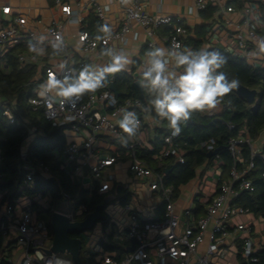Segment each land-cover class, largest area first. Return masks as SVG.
<instances>
[{"label": "built area", "instance_id": "obj_1", "mask_svg": "<svg viewBox=\"0 0 264 264\" xmlns=\"http://www.w3.org/2000/svg\"><path fill=\"white\" fill-rule=\"evenodd\" d=\"M222 1L194 0L191 9L198 12L204 11L210 4L222 6ZM55 3L68 21H77V23L83 21L82 12L90 5V3H81L72 6L63 0H55ZM95 5L99 18H104L106 6L97 3ZM227 10L232 11L234 7L227 6ZM0 13L10 15L11 6L0 4ZM242 13V25L238 26L237 32L230 35L226 52L243 58L245 50L250 45L255 46V40L264 37L263 32L260 31L264 23L261 18L255 17L254 9L248 4L243 6ZM134 22L145 29L146 43L151 50L164 46L170 48L173 43H179L182 49L198 50L193 44L187 43L190 32L183 16L152 14L146 10L142 0H132V3L125 7L121 29L113 31L112 38L107 44L97 41L88 30L82 29L78 32L82 53L89 55L96 52L100 46H108L117 40L125 41L132 32ZM26 23L25 16H15L7 25L0 27V55H6L16 45L35 41V38L39 36L37 32L20 29L24 28ZM165 27L168 33L160 34V29ZM46 33L52 38L57 34L63 37L67 46L63 52L67 67L61 69L53 65H45V76L38 79L39 84L48 78L50 71L62 78L64 75L78 73L84 65L88 64L84 58L74 63L70 61L71 51L65 39L63 23L54 21L46 28ZM16 56L22 69L36 67L40 61L39 57H34L30 52L18 51ZM258 61L254 60L253 65L257 66ZM37 91L36 95L30 98V104L35 109H43L45 117L55 127L65 131L68 139L65 149L66 164L72 166V171L83 168L90 171L91 190L104 197L112 194L113 197L109 202L113 204L109 206L117 205L116 195L112 193L117 178L111 172V168L127 160L129 174L147 180L148 188L154 198L152 207L161 209L164 206L162 213L150 215L143 214L131 203L125 204L124 209L128 213V218L118 222L119 228L116 232L109 225L106 237L113 238L107 241V244L119 245L124 252L122 251V254L107 252L97 242L93 245V254L98 264H249L259 261L255 228L243 218L252 211L236 202L243 191H255V184L249 174L256 169L257 157L264 161L263 148L257 147L256 140L250 136L247 129L228 139V149L233 158V165L227 179L220 182L222 169L220 166L216 169L212 166L216 162L220 164L219 155L216 154L212 164L207 161L200 167L193 181L191 200L186 205L180 206V192L167 183L166 174L170 165L185 163L186 150L181 144V134L172 137L170 130L163 134L161 147L152 155L154 164L140 156V152L145 148L154 149L152 144L146 146L138 137L144 125V116L148 113L153 114V112L142 110L143 107L149 106L143 99L120 100L109 87L100 92L84 95L74 105H70L61 103L60 98H56L51 103L46 102L37 95ZM113 95L117 100L115 105L110 104V97ZM3 102L9 104V100L4 101L0 96V105ZM122 109L135 111L141 124L136 138L123 147L124 152L115 147V144L119 142L118 137L123 135L118 126ZM210 114H213V111H210ZM4 115L11 123L16 121V114L10 105L5 107ZM228 127L233 130L236 124L229 122ZM99 135L108 140L106 147L111 149V152L106 155L100 154ZM102 141H104L103 138ZM215 143V140L211 139L209 142H203L202 146L208 151H213ZM245 146L250 147L251 150L248 160L244 158ZM21 154L23 158L26 157L25 151ZM2 165L3 155L0 150V178L3 176ZM31 169L32 171L27 174L29 182L33 181L36 169L45 176L50 174L49 167L42 163H38ZM262 177L264 178V171ZM210 178L216 180L218 183L216 187L210 186ZM63 195L64 202L70 205L69 211L64 213L71 220H82L92 212L89 204H80L75 208L69 196L66 193ZM2 197L0 193V202ZM34 200L43 204L41 196L35 199L22 196L16 204L6 201L0 206V263L10 261L7 252L16 248H10L14 243L22 248L20 264H76L63 255L46 252V249L52 245L53 235L47 222L34 211ZM111 221L114 220L111 219ZM234 234L239 237L241 244L230 248L227 246V241ZM133 238H137V242L134 249L128 252L127 248L132 245ZM229 250L238 254L237 262L232 263L226 259Z\"/></svg>", "mask_w": 264, "mask_h": 264}, {"label": "trees", "instance_id": "obj_2", "mask_svg": "<svg viewBox=\"0 0 264 264\" xmlns=\"http://www.w3.org/2000/svg\"><path fill=\"white\" fill-rule=\"evenodd\" d=\"M217 10V6L210 4L202 12V16L209 19L214 16ZM100 25L102 22L97 17H93L89 30L95 32L96 36L99 34L97 30ZM206 32L205 25L199 26L196 33L200 39L190 38L187 43L193 44L199 50L206 39ZM19 46L20 44L16 45L6 55H0V96L3 97L4 101L9 100V104L3 102L0 105V150L3 155L1 168L3 176L0 178V193L3 197L0 206L6 201L16 204L22 196L32 199L38 196L43 199L48 197L49 208H43L39 202L34 200L33 209L47 222L53 235L50 224L51 215L54 210H59L60 206L64 204V193L69 196L73 207L89 204L90 211H94L97 205L102 204L104 195L84 188L72 179L69 171L62 169L63 162L60 156L67 147L66 133L62 128L55 127L45 117L43 109H35L30 104L29 100L36 95V89L39 86V82L33 80L37 68L35 66L29 69L20 68L16 56L17 52L20 51ZM208 50H217L227 58V63L222 70L229 79H237L239 83L248 88L256 89L261 106L259 109L253 110V103H249L233 90L224 97L220 112L213 114L208 112L194 113L189 121L182 124L180 139L183 148L186 150V160L184 164L170 165L168 170L171 169V171L166 174L167 183L173 185L176 190L192 181L197 176L200 167L207 161L212 164L215 160V155L208 157L209 151L202 146L203 142L214 139L216 142L215 149L219 148L217 155H219V166L222 169L221 182L225 178L227 179L229 170L233 165V158L228 149V139L233 135L242 133L245 129L248 130L254 140H257L264 132V67L251 65L246 59L235 57L219 46L211 47ZM137 68L136 64L131 73L125 71L110 76L106 86L97 92L109 88L110 84L114 83L120 100L141 98L148 104L147 93L136 84V80L141 78L140 74L135 76ZM7 105H10L16 114L17 118L14 123H11L4 115ZM229 122H234L236 128L230 130ZM162 123L163 128L160 129L159 136L153 141L154 149L145 148L140 152V156L145 157L153 164L152 155L159 150L162 144V136L169 130L167 122ZM31 133L32 136H30ZM26 142H28L25 148L26 157L23 158L21 153ZM262 148L264 151V143ZM250 155V147L245 146L244 158L248 160ZM38 163L48 166L51 176H45L36 169L33 174V181H27V174L32 171L31 167H36ZM263 171L264 161L257 157L256 169L249 174L255 184V191H243L236 202L248 208L255 215L264 217ZM115 190L122 199V204L131 201L132 192L128 188L117 183ZM162 207L161 210L164 211V206ZM106 223L107 221L105 225ZM71 236L79 237L80 234L73 233ZM106 246L110 247L109 245ZM257 256L259 261L249 264H264V247L257 252ZM82 262L83 264H98L95 254L89 258L82 256Z\"/></svg>", "mask_w": 264, "mask_h": 264}, {"label": "crops", "instance_id": "obj_3", "mask_svg": "<svg viewBox=\"0 0 264 264\" xmlns=\"http://www.w3.org/2000/svg\"><path fill=\"white\" fill-rule=\"evenodd\" d=\"M65 2L70 3L72 6H77L81 3H90L84 10H83V21L81 23H73L68 21L66 16H64L62 10L58 5H56L55 0H0V4L3 6H11V14L4 15L0 13V27L7 25L13 17L15 16H25L27 18V23L22 29L32 30L38 33V35H46L49 39H52L47 33L46 28L50 26L54 21L61 22L64 24V35L65 39L70 48L71 58L70 61L72 63L76 62L79 59L84 58L88 64H103L108 62V57L102 55V49L105 47H111L115 49H123L125 52L129 54L132 63L128 66L127 72L131 73L132 68L134 65L137 64L138 68L135 72V76L140 74V71L144 65V61H146V53L151 49L147 46V35L146 31L143 27H141L138 23L132 24V32L128 35L125 41H113L108 46H100L98 50L92 54L85 55L82 53L80 48V43L78 40V32L82 29L88 30L90 34L95 37V32H91L89 30L91 19L93 17H97L102 24H109L113 31L119 30L122 27L125 7L122 5L118 0L110 1V0H63ZM100 4L102 6H106L110 8L111 11L105 12L104 18H99L97 15V8L95 3ZM146 10L152 14H171V15H180L183 16L184 22L189 28V36L190 38H200L197 37L196 30L199 26L205 25L206 27V39L204 43L200 46L199 50L209 49L211 47L219 46L226 51V45L229 43V37L233 33L237 32L239 29V25H242L243 20V13L242 8L245 5H250L254 9L255 17L258 19H262L264 23V0H235V1H228L223 0L222 6H214L218 7V10L214 14L213 17L209 19H205L202 16L203 11H194L189 13V9L194 5V0H142ZM233 6L234 10L228 11L227 6ZM205 11V10H204ZM262 15V16H261ZM260 31L264 34V27L260 29ZM168 33V29L161 28L160 34ZM28 44H20L19 50L29 52L27 48ZM165 47V46H164ZM255 49V46L250 45L245 50V55L243 58L247 60V62L253 65L254 60H259L257 66H264V59H256L253 58L250 53ZM239 58H242L239 56ZM39 63L37 64V73L36 76L33 78L35 82H38V79L45 76L44 66L46 65H53L57 68H60L61 63H66V56L64 53H61L59 56H54L51 54V49H48V54L43 57H39ZM31 67H27L24 69H29ZM112 77V76H111ZM41 80V79H40ZM37 91V89H36ZM221 107V105H220ZM222 108V107H221ZM221 108L218 112L221 111ZM217 112V113H218ZM210 113V112H209ZM163 128V123H157L155 120V115L152 113H148L144 116V125L139 133V139L146 145H153L154 139L159 136L160 129ZM33 134L31 133L30 136ZM102 138L104 141H102ZM108 140L99 135V146H100V154L106 155L111 152V149L106 147ZM264 143V134L261 138L256 140L257 147L262 148ZM68 144V142H67ZM28 142L23 145V151L27 147ZM116 148L119 151L124 152L123 146L119 142L115 144ZM154 146V145H153ZM149 149V148H148ZM62 163V169L67 170L71 173V177L76 182L80 183L84 188L91 189L90 185L92 184L91 173L88 169H80L74 170L71 168L72 166L66 164V155L65 151L60 156ZM31 167V166H30ZM111 172L116 176V181L112 189V193L116 195L117 202L114 207H108L111 202H108L106 206L103 207V212L107 216L111 214V219L114 221L108 222L107 216V223L102 220L97 221L98 228L93 236V244L95 245L97 242L102 246V248L110 253H120L122 254V248L119 245H109L107 241L112 240L113 238H106L108 234L109 225H111L116 232L119 228L117 226L118 222L126 220L128 218V213L124 209V205L122 204V199L116 193L115 185L121 184L129 189L132 192V199L130 202L133 204L138 210H140L143 214H157L162 213V210L154 209L152 205L154 204V198L150 193L148 188L147 180L142 178H136L129 174L128 172V162L127 160L122 161L121 163L115 164L111 168ZM46 176H51L46 175ZM193 181H190L188 184L179 187L178 191L180 192V200L179 205L184 206L191 200L192 197V189H193ZM210 186L216 187L218 183L214 178L209 179ZM93 191V190H92ZM95 192V191H94ZM112 195V194H110ZM113 196V195H112ZM106 197V196H105ZM104 197V198H105ZM43 204L40 205L43 208H49L48 202L49 198L46 197L43 200ZM104 202V199H103ZM102 202V203H103ZM66 203V202H64ZM107 209V213L105 211ZM249 224H252L255 228L256 235V248L260 251L264 247V217L262 215H255L253 212L243 217ZM95 228V227H94ZM91 231L93 229H90ZM89 231V230H87ZM84 233V232H83ZM83 233H80L82 237ZM92 235V234H91ZM83 239V238H82ZM227 246L232 248L239 246L241 241L238 236L235 234L230 236L227 241ZM106 245H109L108 248ZM13 248L9 252H7V256L10 257V261H3L0 264H20L21 255H22V248L17 246L16 244L12 243L10 248ZM1 253V252H0ZM94 253V249H93ZM229 262H233V259L239 260L238 254L234 251L229 250V254L227 258ZM15 260V262H14ZM237 262V261H236Z\"/></svg>", "mask_w": 264, "mask_h": 264}, {"label": "clouds", "instance_id": "obj_4", "mask_svg": "<svg viewBox=\"0 0 264 264\" xmlns=\"http://www.w3.org/2000/svg\"><path fill=\"white\" fill-rule=\"evenodd\" d=\"M124 6L132 0H120ZM105 11H111L105 8ZM189 13L195 9H189ZM77 23V21H73ZM97 41L107 44L112 38L113 29L109 24L98 28ZM84 39V37H82ZM255 49L250 53L253 58L264 59V37L254 41ZM34 57L48 54L59 56L67 46L60 34L49 39L40 35L27 45ZM102 55L108 57L103 64L84 65L78 73L64 75L49 72L48 78L39 84L37 95L46 102H54L60 98L61 103L74 105L84 95L95 93L106 86L110 76L125 72L132 63L129 54L123 49L105 47ZM146 61L140 71L138 83L149 97L145 112H154L157 123L167 122L172 137L182 132L181 125L192 118L194 113L215 110L233 90L239 88L237 79H229L221 71L227 58L219 51L207 49H182L179 43L168 47H155L146 53ZM67 67L61 63L60 68ZM116 97H110V104L115 105ZM118 126L123 135L118 137L121 146L126 147L136 138L140 131V119L135 111L121 110Z\"/></svg>", "mask_w": 264, "mask_h": 264}, {"label": "water", "instance_id": "obj_5", "mask_svg": "<svg viewBox=\"0 0 264 264\" xmlns=\"http://www.w3.org/2000/svg\"><path fill=\"white\" fill-rule=\"evenodd\" d=\"M221 71H223L221 69ZM224 72V71H223ZM225 73V72H224ZM226 74V73H225ZM136 84L141 89L138 80ZM239 88L235 91L237 94L245 98L249 103H253L252 109L257 110L261 106V101L256 100L258 91L256 89H250L247 86L239 83ZM110 88L116 93L119 97L114 83L110 84ZM142 90V89H141ZM219 151V148L209 151L208 157L216 155ZM171 169L167 170V172ZM113 196L107 195L104 198V202L95 207L94 211L89 213L82 220H71V218L64 212L55 210L52 212L50 224L53 231V240L50 248L46 249L47 253H57L60 255H69L70 259L76 264H83L82 262V248L83 240L82 237H72L73 233H83L87 230L93 229L97 221L102 220L103 222L107 221V216L103 212V207L108 204ZM137 238L132 239V245L127 248V251L130 252L134 249Z\"/></svg>", "mask_w": 264, "mask_h": 264}, {"label": "rangeland", "instance_id": "obj_6", "mask_svg": "<svg viewBox=\"0 0 264 264\" xmlns=\"http://www.w3.org/2000/svg\"><path fill=\"white\" fill-rule=\"evenodd\" d=\"M257 100H259V95L257 96ZM220 108L221 107L218 106L215 110H212L213 113H217L220 110ZM263 134H264V132L260 135L259 138H261V136ZM212 166H213L214 169H216V168L219 167V164H218V162H216V163H213ZM108 207H110V206H108ZM69 209H70V205L68 203H64V204H62L60 206L59 211H61V212H68ZM105 211L107 213L108 210L105 209ZM107 216H108V222H110L111 221V214H108ZM97 224H98V222L96 223L95 228H93L92 231L91 230L86 231L82 235V238H83L82 239L83 240L82 256L84 258H89L93 254V245H94L93 244V239L95 238V236H93V233H95L94 231H96V229L98 228ZM63 256L70 259V256L69 255H63ZM233 260H234L233 262H236L237 261L236 259H233ZM14 262H15V260H14Z\"/></svg>", "mask_w": 264, "mask_h": 264}]
</instances>
